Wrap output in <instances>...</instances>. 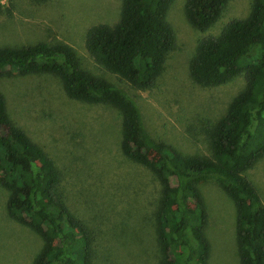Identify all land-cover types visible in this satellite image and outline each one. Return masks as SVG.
<instances>
[{
  "label": "trees",
  "instance_id": "1",
  "mask_svg": "<svg viewBox=\"0 0 264 264\" xmlns=\"http://www.w3.org/2000/svg\"><path fill=\"white\" fill-rule=\"evenodd\" d=\"M35 3L47 0H31ZM173 0H120L113 25L96 24L84 35L93 62L135 90L150 89L161 75L175 36L166 21ZM228 0H185L183 15L204 32ZM46 74L71 100L108 106L120 116L119 150L149 170L159 191L152 213L154 264H207V211L198 190L215 181L235 210L239 264H264V206L244 177L264 156V0H250L247 16L228 21L216 36L197 42L187 74L201 88L241 77L242 87L202 134L207 155L186 154L147 133L140 110L121 88L81 69L61 43L0 47V77ZM0 188L6 215L41 239L31 264H91L93 237L69 210L61 173L43 150L16 127L0 93Z\"/></svg>",
  "mask_w": 264,
  "mask_h": 264
},
{
  "label": "rangeland",
  "instance_id": "2",
  "mask_svg": "<svg viewBox=\"0 0 264 264\" xmlns=\"http://www.w3.org/2000/svg\"><path fill=\"white\" fill-rule=\"evenodd\" d=\"M184 2L173 0L168 8L166 21L175 48L154 85L143 91L96 65L84 48L88 28L118 20L120 0H0V47L39 42L69 46L82 70L123 89L134 100L150 137L182 153L207 155L202 129L223 114L243 81L237 77L222 86L201 88L189 79L187 62L198 41L218 35L228 21L246 17L250 0H228L219 19L204 32L186 22ZM0 93L11 122L61 173L66 204L94 240L91 264H154L152 213L159 187L148 169L122 156L117 111L67 98L58 79L46 74L11 72L0 77ZM244 177L264 206V156ZM198 190L207 211V264H239L233 203L215 181L200 183ZM6 198L0 188V264H31L41 239L8 218Z\"/></svg>",
  "mask_w": 264,
  "mask_h": 264
}]
</instances>
